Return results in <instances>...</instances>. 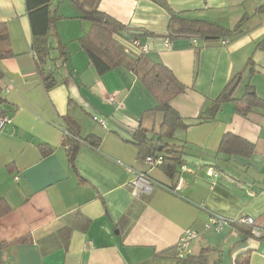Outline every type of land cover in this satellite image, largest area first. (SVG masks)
Returning a JSON list of instances; mask_svg holds the SVG:
<instances>
[{"label":"crops","instance_id":"crops-1","mask_svg":"<svg viewBox=\"0 0 264 264\" xmlns=\"http://www.w3.org/2000/svg\"><path fill=\"white\" fill-rule=\"evenodd\" d=\"M74 1L49 3L60 18L38 68L25 0H0L13 52L0 59L2 109L11 120L0 131V196L9 204L0 216L3 263L191 264L187 256L203 251L205 264H234L248 250L247 264H264V107L241 112L245 103L225 100L211 114L212 100L230 81L232 99L250 84L264 101V50L255 47L264 38V12L257 15L255 6L264 0H97L99 11L129 28L115 40L127 45L135 38L148 47L125 51L127 61L140 59L135 70L122 65L100 75L76 41L90 22L77 18ZM173 15L225 30L247 25L231 37H188L170 25ZM158 61L185 85L169 101L178 115L207 118L175 132L196 149L183 155L186 170L173 178L149 167L133 143L136 129L150 137L161 127L162 113L149 110L155 100L138 78L141 64ZM39 69L52 75L49 89ZM93 116L105 118L106 128ZM69 120L81 138L100 139L97 147L79 143L73 165L63 146ZM226 133L245 139L250 152H217ZM41 143L52 150L42 155ZM210 213L250 217L259 236L243 241L229 223L216 233L206 227ZM187 228L197 231L191 254L175 258Z\"/></svg>","mask_w":264,"mask_h":264},{"label":"trees","instance_id":"trees-1","mask_svg":"<svg viewBox=\"0 0 264 264\" xmlns=\"http://www.w3.org/2000/svg\"><path fill=\"white\" fill-rule=\"evenodd\" d=\"M97 0H75L78 10L77 18L88 20L90 27L84 32L76 41L79 46L88 55L92 67L100 75L111 69L121 68L124 66H132L135 70L138 64V59L132 61H124L126 58V49L124 45L119 43L113 37L114 34L123 35L129 31V28L114 18L104 14L97 8ZM165 4V0H159ZM51 0H25V11L29 21L31 31L32 47L36 52L38 68L42 67L49 58V50L51 49L50 43H48V35L56 34L55 24L60 18L55 9H50ZM256 9L259 12H264V3L259 5ZM59 16V17H58ZM170 25L185 33H189L188 37H205L214 36H228L239 32L240 23H238L232 30H225L221 26L208 23L200 20H187L185 18L178 17L177 15L171 16ZM6 23L0 22V59L8 56H12L13 52L10 47V41ZM219 32H222L221 34ZM258 49L264 50V38L256 43ZM64 51L62 55H64ZM148 69L140 75L138 78L143 85L144 90L155 100V106L149 110H154L162 113L163 119L161 121V127L158 131H152V136L146 135L145 129H136L133 137L135 138L140 158L146 156L162 157V163L155 166L160 168L168 177L173 178L179 171L181 164L185 163L183 155H186L188 149H196L195 146L189 144L184 139L175 137V132L180 128L191 126L192 124L202 123L207 118L202 119L200 116L193 120H185L178 115V112L171 106L169 101L182 92L185 85L177 80L173 76L171 70L166 67L162 62H152L148 64ZM37 68V69H38ZM39 73L44 82L45 88L51 87L54 84V79L50 73H43L39 69ZM2 73L0 72V78ZM230 81L227 83L220 94L212 100L211 114L214 113L220 103L225 100H233L234 102H243L245 107L239 108V111H247L251 104H258L264 107V101L258 98L253 90V86L247 85L248 89L240 99H232L229 91ZM1 88V87H0ZM4 100L0 96V117L6 116L2 104ZM214 109V110H213ZM77 127L74 121H68L66 123L65 130L63 131V146H65L67 159L71 165L74 163V157L76 156L79 143L86 142L88 145L97 147L100 139L94 135H87L81 138L77 132ZM12 131V130H11ZM164 139H169L170 142H163ZM220 143L217 152L225 154H248L251 150V144L245 139L240 138L232 133H226L220 138ZM40 149L42 155L48 154L52 149L46 144H39L37 146ZM160 148V149H158ZM154 167V168H155ZM170 188V187H169ZM172 188V186H171ZM9 210V204L0 196V216L4 212ZM229 224L239 231L243 241L248 237L253 236L251 233V226L239 221H230ZM21 239L20 241H22ZM0 244V251L2 248ZM249 251H243L238 253L234 259V264H247ZM186 261L191 264H205V257L203 251L198 255L187 256ZM0 264H4L1 258L0 252Z\"/></svg>","mask_w":264,"mask_h":264},{"label":"built area","instance_id":"built-area-1","mask_svg":"<svg viewBox=\"0 0 264 264\" xmlns=\"http://www.w3.org/2000/svg\"><path fill=\"white\" fill-rule=\"evenodd\" d=\"M129 45L134 46L138 49L140 53H144L147 51L148 47L145 44L140 43L138 39L130 38L127 40V45L125 44L124 47L126 51L128 50ZM108 101H113L112 96L107 98ZM92 119L96 121L101 127L106 128L107 121L105 118H100L98 116H93ZM10 118L7 116H1L0 117V131H3V129L6 127V125H10ZM145 162L149 167H155L162 163V157L159 155L156 156H146L144 158ZM181 170H186L185 164H181L179 166ZM16 179V177H15ZM140 180L142 179V175H138L135 180H133V184H140ZM144 188L149 189V186L144 185ZM231 220H229L226 217H221V215L216 213H210L207 218L206 227L212 228L216 233H221L222 228L224 225L228 224ZM241 222L246 223L251 226V233L253 236H259V232L255 227L253 226L252 219L250 217H243L240 219ZM197 237V231H194L191 228H187L183 230L182 234L180 235L176 245V254L175 258L178 259H184L187 255L191 254L190 251V242Z\"/></svg>","mask_w":264,"mask_h":264},{"label":"rangeland","instance_id":"rangeland-1","mask_svg":"<svg viewBox=\"0 0 264 264\" xmlns=\"http://www.w3.org/2000/svg\"><path fill=\"white\" fill-rule=\"evenodd\" d=\"M58 1H60V0H58ZM63 2L62 3H65V5H70L71 6V3H70V0H62ZM73 5V4H72ZM259 6V4H257L255 7L257 8ZM258 10V9H257ZM258 13H259V11L257 12V15H258ZM260 13H263V12H260ZM259 13V14H260ZM246 21V20H245ZM245 21H243V23H241V26H240V28L242 29V28H245L246 27V25H247V22H245ZM129 40V39H128ZM124 61H127L126 60V58L124 59ZM148 65H144V64H141V66H139V68H138V70L140 71V73H139V76L140 75H142L147 69H148ZM163 142H165V143H168V142H170L169 141V139H164V141ZM215 232V231H214Z\"/></svg>","mask_w":264,"mask_h":264},{"label":"water","instance_id":"water-1","mask_svg":"<svg viewBox=\"0 0 264 264\" xmlns=\"http://www.w3.org/2000/svg\"><path fill=\"white\" fill-rule=\"evenodd\" d=\"M158 149H160V148H158Z\"/></svg>","mask_w":264,"mask_h":264}]
</instances>
